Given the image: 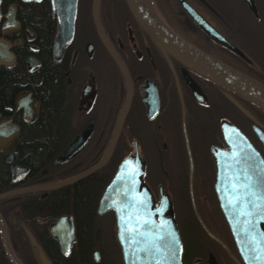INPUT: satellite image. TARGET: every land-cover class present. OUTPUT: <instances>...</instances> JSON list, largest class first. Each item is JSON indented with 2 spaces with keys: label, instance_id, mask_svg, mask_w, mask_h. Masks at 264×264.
I'll return each mask as SVG.
<instances>
[{
  "label": "flooded vegetation",
  "instance_id": "1",
  "mask_svg": "<svg viewBox=\"0 0 264 264\" xmlns=\"http://www.w3.org/2000/svg\"><path fill=\"white\" fill-rule=\"evenodd\" d=\"M60 1L0 0V264H113L118 255L123 264L113 210L97 209L132 156L152 204L174 221L182 264H243L214 153L232 152L225 127L264 161L255 132L264 135V109L163 51L126 0H75L68 39ZM137 1L158 26L264 87V0ZM121 113L102 167L51 188L103 157Z\"/></svg>",
  "mask_w": 264,
  "mask_h": 264
},
{
  "label": "water",
  "instance_id": "2",
  "mask_svg": "<svg viewBox=\"0 0 264 264\" xmlns=\"http://www.w3.org/2000/svg\"><path fill=\"white\" fill-rule=\"evenodd\" d=\"M51 2L52 5L57 3L56 0ZM60 2L63 8L57 13L56 21L65 27L67 35L64 37L68 39L75 0ZM126 3L139 27L163 51L199 75L264 109V87L158 26L145 15L137 0H126ZM121 119L122 113L105 154L96 164L81 175L51 188L70 184L102 167L115 144ZM229 131L223 128L232 152L214 153L216 192L241 261L243 264H264V161L243 135L234 137ZM255 132L264 145V135L257 129ZM141 174L137 156L124 157L100 196L97 212L113 210L116 241L123 264H182L181 242L174 221L165 205L152 204L149 192L140 183ZM15 193L11 191L1 197ZM3 247L10 256L5 242ZM13 264L17 263L13 261Z\"/></svg>",
  "mask_w": 264,
  "mask_h": 264
},
{
  "label": "rangeland",
  "instance_id": "3",
  "mask_svg": "<svg viewBox=\"0 0 264 264\" xmlns=\"http://www.w3.org/2000/svg\"><path fill=\"white\" fill-rule=\"evenodd\" d=\"M115 156H116L115 163H117L118 159L121 157V155L118 153V147H117V151H116ZM107 246H110V245H109L108 243L105 244V246H104V249H105V250L107 249ZM102 250H103V247H102ZM112 257L115 258V255H111V258H112ZM215 258L218 259V258H217V255L215 256ZM117 260H120V259H119V255H118ZM115 261H116V260H115ZM119 262H120V261H119Z\"/></svg>",
  "mask_w": 264,
  "mask_h": 264
},
{
  "label": "trees",
  "instance_id": "4",
  "mask_svg": "<svg viewBox=\"0 0 264 264\" xmlns=\"http://www.w3.org/2000/svg\"><path fill=\"white\" fill-rule=\"evenodd\" d=\"M117 263H119V260H116V261H114V263H113V264H117Z\"/></svg>",
  "mask_w": 264,
  "mask_h": 264
}]
</instances>
